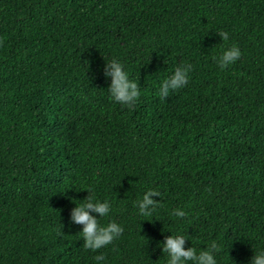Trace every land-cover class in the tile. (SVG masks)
<instances>
[{
    "label": "trees",
    "instance_id": "trees-1",
    "mask_svg": "<svg viewBox=\"0 0 264 264\" xmlns=\"http://www.w3.org/2000/svg\"><path fill=\"white\" fill-rule=\"evenodd\" d=\"M113 58L130 106L107 92ZM178 66L187 84L161 97ZM87 194L123 227L95 251L69 227ZM170 233L215 242L218 264L264 249V0H0V264H165Z\"/></svg>",
    "mask_w": 264,
    "mask_h": 264
},
{
    "label": "clouds",
    "instance_id": "clouds-1",
    "mask_svg": "<svg viewBox=\"0 0 264 264\" xmlns=\"http://www.w3.org/2000/svg\"><path fill=\"white\" fill-rule=\"evenodd\" d=\"M224 41H227L229 34L227 32L218 33ZM241 55L238 47L232 45L223 49L217 57L216 63L223 68L235 62ZM104 76L111 78L107 86V92L110 98L122 105H132L140 95V90L136 81L129 78V73L119 59H111L104 64ZM190 66H178L174 69L170 77L164 78L160 82L159 95L166 97L170 90H176L188 82V74ZM88 193V192H87ZM159 194L148 189L135 204L137 211L141 216H150L156 207V200L152 197ZM81 202L74 203L69 215V227L71 224L82 225L79 233L83 237V247L95 251L107 246L119 237L123 232V227L115 221H110L106 225H100L98 220L100 217L109 214L111 209V201L109 199H96L87 196L79 199ZM98 214V216L96 215ZM172 215L175 217H184L185 211L182 209H173ZM186 237L182 234L166 235L162 243H159L162 253L167 254L165 264H218L216 259L217 245L215 242L208 248L197 251L192 246L185 248ZM94 259L98 264H102L105 257L97 254ZM248 264H264V249L253 252Z\"/></svg>",
    "mask_w": 264,
    "mask_h": 264
}]
</instances>
